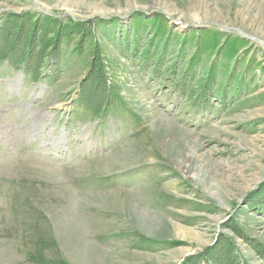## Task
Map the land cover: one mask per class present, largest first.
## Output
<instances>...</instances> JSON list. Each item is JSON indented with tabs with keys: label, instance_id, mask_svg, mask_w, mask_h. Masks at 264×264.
<instances>
[{
	"label": "rangeland",
	"instance_id": "374dc122",
	"mask_svg": "<svg viewBox=\"0 0 264 264\" xmlns=\"http://www.w3.org/2000/svg\"><path fill=\"white\" fill-rule=\"evenodd\" d=\"M181 260L264 264V0H0V264Z\"/></svg>",
	"mask_w": 264,
	"mask_h": 264
},
{
	"label": "trees",
	"instance_id": "16d2710c",
	"mask_svg": "<svg viewBox=\"0 0 264 264\" xmlns=\"http://www.w3.org/2000/svg\"><path fill=\"white\" fill-rule=\"evenodd\" d=\"M46 17L50 18L49 20L53 19V17L51 18L50 16H46ZM72 22L73 21H71V23ZM51 25H52V27H54L53 24H51ZM191 31H197V30L196 29H191ZM198 32L201 33L199 38L193 37V39L190 41V45L197 46L198 47L197 49H199V53H201L206 48H208V49L217 48V52L221 53L220 55L224 56L227 59L229 57H233L234 55H236L235 54L236 51H235V47H234L235 41L230 46H228L227 44H221L220 41H219V37L206 38L208 32L207 31H203V29L202 30H198ZM182 33H184V32H182ZM191 33H193V32H191ZM162 34H164V33H162ZM239 38H241L239 40H240V42L242 44L250 43L249 41L243 40L242 37H239ZM205 252H206V250H205ZM201 254L202 253L201 252L199 253V251H198V253H196L195 255H199L200 256ZM182 263H183V261L181 262V264Z\"/></svg>",
	"mask_w": 264,
	"mask_h": 264
},
{
	"label": "water",
	"instance_id": "95a60500",
	"mask_svg": "<svg viewBox=\"0 0 264 264\" xmlns=\"http://www.w3.org/2000/svg\"><path fill=\"white\" fill-rule=\"evenodd\" d=\"M194 252H192L191 254H193ZM191 254H189V255H191ZM189 255H186V256H184V258H187V256H189ZM184 260V259H183ZM182 261V260H181Z\"/></svg>",
	"mask_w": 264,
	"mask_h": 264
}]
</instances>
